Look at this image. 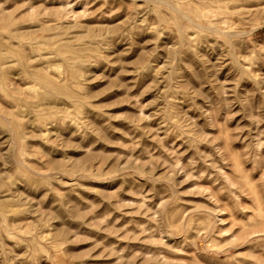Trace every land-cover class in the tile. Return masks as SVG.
<instances>
[{
    "label": "rangeland",
    "instance_id": "1",
    "mask_svg": "<svg viewBox=\"0 0 264 264\" xmlns=\"http://www.w3.org/2000/svg\"><path fill=\"white\" fill-rule=\"evenodd\" d=\"M0 264H264V0H0Z\"/></svg>",
    "mask_w": 264,
    "mask_h": 264
},
{
    "label": "bare ground",
    "instance_id": "2",
    "mask_svg": "<svg viewBox=\"0 0 264 264\" xmlns=\"http://www.w3.org/2000/svg\"><path fill=\"white\" fill-rule=\"evenodd\" d=\"M198 12H199V11H198ZM202 12H203V11H202ZM202 12H201V13H202ZM195 13H196V12H195ZM195 13H194L193 15H191V16H192V17L195 16V15H196ZM183 14H186V13H185V12H184V13L182 12V13H181V16H182V17H183ZM187 15L189 16V18H187V19H191V18H190L191 16H190L188 13H187ZM184 16L187 17L186 15H184ZM200 16H201V14H200ZM205 16H206V15H204L203 17H205ZM195 18H196V16H195ZM194 22H196V20H195ZM196 25H198V23H197ZM198 26H199V25H198ZM200 26H201V25H200ZM204 27H205V26H204ZM211 28H212V27H211Z\"/></svg>",
    "mask_w": 264,
    "mask_h": 264
}]
</instances>
